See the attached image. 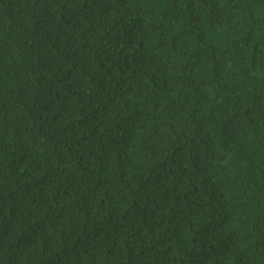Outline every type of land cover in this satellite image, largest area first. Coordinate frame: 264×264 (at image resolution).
<instances>
[{
	"label": "trees",
	"instance_id": "1",
	"mask_svg": "<svg viewBox=\"0 0 264 264\" xmlns=\"http://www.w3.org/2000/svg\"><path fill=\"white\" fill-rule=\"evenodd\" d=\"M0 264H264V0H0Z\"/></svg>",
	"mask_w": 264,
	"mask_h": 264
}]
</instances>
